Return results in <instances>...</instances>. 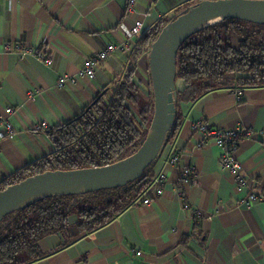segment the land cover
<instances>
[{"label":"crops","instance_id":"obj_1","mask_svg":"<svg viewBox=\"0 0 264 264\" xmlns=\"http://www.w3.org/2000/svg\"><path fill=\"white\" fill-rule=\"evenodd\" d=\"M198 1L136 0L127 11L125 0H0V123L12 127L11 134L0 137V182L54 151L41 122L63 124L98 94L111 96L131 68L138 37L160 18ZM138 20L144 31L129 50H117L100 62L92 79L79 77L73 87H56L60 74H77L84 58L124 41ZM147 54L136 61L132 81L141 84L148 77ZM175 86L182 91L185 84L178 80ZM30 88L39 91L33 100L26 97ZM242 95L237 101L223 89L178 103L172 141L152 168L153 175H166L162 194L147 206L133 204L116 220L80 234L56 252L50 253L61 237L42 238L40 250L50 254L30 264H264V138L240 139L234 152L258 193L248 202L247 190L237 189L232 174L221 168L219 147L210 141L197 148L203 134L194 128L201 120L210 127L264 130V86L244 88ZM8 107L13 112L6 114ZM174 154L178 161L172 166L167 159ZM182 168L192 169L190 181L182 180ZM68 222L74 224L76 216Z\"/></svg>","mask_w":264,"mask_h":264},{"label":"trees","instance_id":"obj_2","mask_svg":"<svg viewBox=\"0 0 264 264\" xmlns=\"http://www.w3.org/2000/svg\"><path fill=\"white\" fill-rule=\"evenodd\" d=\"M187 8L160 18L138 37L131 68L111 96L100 93L72 120L40 128L54 151L4 177L0 190L46 170L103 166L134 152L145 137L153 112L152 92L144 95L132 81L136 61L162 27ZM148 79L150 83L149 74ZM178 80L185 87L176 91L174 122L163 147L172 141L178 103L195 102L215 90L264 86V23L225 19L198 30L177 52L175 82ZM157 159L141 177L123 187L51 195L8 213L0 221V264H30L67 247L80 234H91L116 220L146 190ZM71 215L76 216L74 224L68 222ZM49 235H59L61 241L50 253H43L39 241Z\"/></svg>","mask_w":264,"mask_h":264},{"label":"water","instance_id":"obj_3","mask_svg":"<svg viewBox=\"0 0 264 264\" xmlns=\"http://www.w3.org/2000/svg\"><path fill=\"white\" fill-rule=\"evenodd\" d=\"M225 19L264 23V0H200L167 22L148 49L146 68L150 76L153 112L139 147L110 164L46 170L6 186L0 190V221L8 213L47 196L123 187L141 177L160 155L174 122L179 48L189 36L202 29L191 31L192 26Z\"/></svg>","mask_w":264,"mask_h":264},{"label":"built area","instance_id":"obj_4","mask_svg":"<svg viewBox=\"0 0 264 264\" xmlns=\"http://www.w3.org/2000/svg\"><path fill=\"white\" fill-rule=\"evenodd\" d=\"M136 0H125V9L131 11L135 5ZM144 31L143 22L138 20L127 30L126 38L124 41L116 44H106V46L99 52L93 54L92 56L86 57L83 60L82 67L78 70L77 74H61L58 76L55 84L58 88H63L66 86L73 87L76 84V80L79 77H84L87 79H92L95 76V70L97 65L108 58L113 52L123 49L129 50L130 44H132L135 37L142 34ZM4 47L8 49V44L3 43ZM24 52L34 53L38 58H43L41 52L36 50H27ZM46 64H51L50 58H44ZM237 101L242 100V88H235L231 90ZM39 94L36 88H30L26 92V96L30 99H34ZM13 112V109L8 107L5 110L6 114ZM40 128H47L45 122H41ZM194 128L198 129L202 134L203 138L197 143V148L208 144L210 141L214 142L220 149L219 164L222 169L228 170L235 182L236 188L239 190H247L246 201L255 200L258 196L256 190L253 189L254 183L251 179L245 176L241 171V166L238 164L234 157V152L237 148V143L240 139H254L262 140L264 138V130H251L245 127H235V128H221V127H210L204 121L198 120L194 124ZM12 133L11 125L3 121L0 123V137L4 135H9ZM164 148V147H163ZM163 150V149H162ZM162 151L158 159L162 158ZM178 161V156L176 154L172 155L167 159L168 164L174 165ZM194 175L191 168H182L181 178L184 182L190 181ZM166 182V175L164 172H158V174L153 175L148 182V187L143 192V194L134 201V205H149L152 198L158 197L162 194ZM180 194V193H179ZM139 255L140 252L135 253Z\"/></svg>","mask_w":264,"mask_h":264},{"label":"rangeland","instance_id":"obj_5","mask_svg":"<svg viewBox=\"0 0 264 264\" xmlns=\"http://www.w3.org/2000/svg\"><path fill=\"white\" fill-rule=\"evenodd\" d=\"M96 71V70H95ZM61 75V74H60ZM137 78H140L139 74L137 75ZM57 80V79H56ZM137 81V80H136ZM134 82L137 86V88L139 89V91H141V93H143L144 95H148L151 92V84L149 83V79L148 77L145 78V80H143V82L140 84V82ZM56 82V81H55ZM39 95V94H38ZM27 97V96H26ZM28 98V97H27ZM30 99V98H29ZM35 99V98H34ZM33 100V99H30ZM46 124V123H45ZM40 125V124H39ZM12 128V127H11Z\"/></svg>","mask_w":264,"mask_h":264},{"label":"bare ground","instance_id":"obj_6","mask_svg":"<svg viewBox=\"0 0 264 264\" xmlns=\"http://www.w3.org/2000/svg\"><path fill=\"white\" fill-rule=\"evenodd\" d=\"M215 22H217V21H208V22H206V23H202V24H199V25H196V26H192V27H191V31H194V30H196V29H198V28H203V27L209 26V25H211V24H213V23H215ZM24 203H25V202H24Z\"/></svg>","mask_w":264,"mask_h":264}]
</instances>
